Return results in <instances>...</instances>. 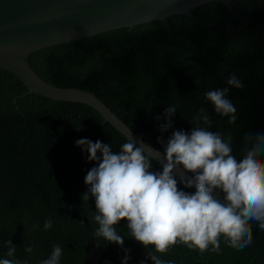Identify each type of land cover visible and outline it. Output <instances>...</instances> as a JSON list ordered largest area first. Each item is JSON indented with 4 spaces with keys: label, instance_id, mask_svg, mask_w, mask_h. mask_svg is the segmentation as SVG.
<instances>
[{
    "label": "trees",
    "instance_id": "trees-1",
    "mask_svg": "<svg viewBox=\"0 0 264 264\" xmlns=\"http://www.w3.org/2000/svg\"><path fill=\"white\" fill-rule=\"evenodd\" d=\"M43 66L49 83L95 93L162 151L159 137L166 143L176 130L190 133L193 115L206 108L212 121L208 130L230 134L232 154L241 160L245 135L264 131V0H239L233 9L195 19L124 28L54 46ZM233 74L242 88L226 83ZM225 87L237 109L234 124L205 99L207 91ZM171 105L177 107L173 127L162 133L159 125ZM82 138L109 144L117 154L126 142L95 108L28 94L15 74L0 69V258L11 240L15 258L27 264H40L54 244L63 248L60 264H122L123 249L131 250L128 264H153L145 247L128 236L126 220L117 226L123 248L93 235L95 198L89 193L85 202L82 194L89 189L85 177L98 162L77 146ZM151 170L162 171V163L153 160ZM178 188L196 191L183 183ZM47 218L53 227L44 230ZM27 246L31 253L24 251ZM157 255L172 264H264V230L254 223L253 241L242 250L221 237L219 253L177 244Z\"/></svg>",
    "mask_w": 264,
    "mask_h": 264
},
{
    "label": "clouds",
    "instance_id": "clouds-1",
    "mask_svg": "<svg viewBox=\"0 0 264 264\" xmlns=\"http://www.w3.org/2000/svg\"><path fill=\"white\" fill-rule=\"evenodd\" d=\"M226 83L238 89L243 87L234 74ZM228 93V87L209 90L205 99L217 114L228 117V124H234L237 109L227 98ZM176 111V105L165 109L166 122L159 125L162 133L173 127ZM192 121L195 126L190 133L176 130L166 143L163 136L158 138L164 144L163 153L149 151L131 135L126 136L118 154L100 141H76L90 154V161L98 162V167L88 171L85 183L89 189L82 194L85 202L90 199L89 193L95 198L96 238L123 248L124 236L117 226L126 220L128 236L145 247L153 264H172L157 253H167L177 244L199 249L201 253L209 249L219 253L221 237L228 246L242 250L253 241L254 223L264 230V131L254 137L245 135L243 158L237 160L232 154V136L208 130L212 121L206 108L201 107ZM161 156L166 157L162 171H152V161L161 160ZM178 170L192 176L182 174L178 181ZM178 183L195 187V193L180 190ZM217 190L224 193L223 201L216 195ZM43 227L51 229L52 219H45ZM7 248L0 264H27L15 258L17 248L11 240L7 241ZM123 250L126 255L122 264H128L131 250ZM24 251L31 253L33 248L27 246ZM62 255L61 245L54 244L50 256L40 264H60Z\"/></svg>",
    "mask_w": 264,
    "mask_h": 264
},
{
    "label": "water",
    "instance_id": "water-1",
    "mask_svg": "<svg viewBox=\"0 0 264 264\" xmlns=\"http://www.w3.org/2000/svg\"><path fill=\"white\" fill-rule=\"evenodd\" d=\"M239 0H0V69L15 74L28 94L98 110L126 139L131 135L149 151L162 150L139 136L95 93L60 88L44 75L49 48L136 26L195 19L212 10L233 9ZM25 96V95H23ZM158 161V160H157ZM158 162H166L161 156ZM192 176L178 170L176 175ZM216 195L223 201L224 193Z\"/></svg>",
    "mask_w": 264,
    "mask_h": 264
},
{
    "label": "rangeland",
    "instance_id": "rangeland-1",
    "mask_svg": "<svg viewBox=\"0 0 264 264\" xmlns=\"http://www.w3.org/2000/svg\"><path fill=\"white\" fill-rule=\"evenodd\" d=\"M91 255L94 256V253L91 251Z\"/></svg>",
    "mask_w": 264,
    "mask_h": 264
}]
</instances>
